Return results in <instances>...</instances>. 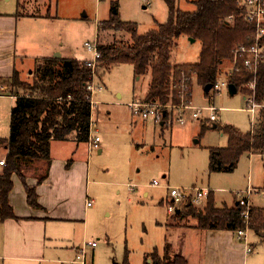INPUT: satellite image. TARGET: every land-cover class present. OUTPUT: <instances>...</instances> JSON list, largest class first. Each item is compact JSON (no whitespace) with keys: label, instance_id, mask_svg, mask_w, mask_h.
<instances>
[{"label":"rangeland","instance_id":"1","mask_svg":"<svg viewBox=\"0 0 264 264\" xmlns=\"http://www.w3.org/2000/svg\"><path fill=\"white\" fill-rule=\"evenodd\" d=\"M20 1L18 39H32L24 55L17 56L22 65L19 79L23 82H31V74L43 58L92 61L86 43L96 41L100 45L122 38L130 40L125 32L106 29L102 32V23L108 20L113 6L117 8L118 20L134 23L139 35L155 29L168 18L165 0ZM194 1L174 0V7L193 12ZM200 47L199 41L179 36L170 52L171 63H197ZM221 70L217 83L224 85L219 92L212 89L206 95L193 76L188 94L184 93L182 82L176 85L180 96H187L190 106L219 108L214 112L215 121H206L202 114L196 121L171 127L133 117L128 108L131 102L145 98L149 75L135 78L130 64L114 65L104 72L96 70L91 96L96 104L91 116L95 124L90 136L99 137L100 152H88L87 144L73 142V136L66 142L51 141L54 160L60 162L64 158L63 168L67 169V159L71 157L85 163V178L78 187L82 193L77 190L74 195L81 219L52 222L49 230L57 251L62 253L63 264H81L76 260L78 249L85 253L86 264H152L150 255L155 249L159 258L164 257L162 248L168 230L195 224L190 217L176 219L175 214L168 213L166 186L206 188L213 191L217 205L228 206L232 205L234 194L237 199L236 193L256 189L259 193L253 191L249 195V204L264 207L263 192L257 190L264 189L263 157L243 154L230 173L208 171L209 149L227 146L222 128L231 126L246 134L256 124L259 112L257 107L252 118L242 88L234 95L228 93L226 73L231 70V64H224ZM0 84L9 91L10 79ZM7 107L0 103L3 119L0 138L8 136ZM78 167L81 169L79 164ZM153 181L159 186H152ZM87 201L90 207H86ZM201 207L204 202L195 208ZM90 243H95V247L91 248ZM237 243L250 244L251 252L245 256V264H264V242L252 232L247 233L246 243ZM167 259L172 260L168 255Z\"/></svg>","mask_w":264,"mask_h":264},{"label":"trees","instance_id":"2","mask_svg":"<svg viewBox=\"0 0 264 264\" xmlns=\"http://www.w3.org/2000/svg\"><path fill=\"white\" fill-rule=\"evenodd\" d=\"M165 1L168 6L166 22L140 35L134 23L118 20L117 8L113 6L108 20L102 23V32L105 29L125 32L130 40L122 38L108 44L97 43L99 57L94 71L86 61L47 57L35 66L31 82H23L17 72L13 73L9 92L15 101L10 109L9 133L7 138L0 139V144L6 148L5 165L0 174V219L14 217L8 203L13 175L24 187L27 204L39 208L35 190L26 184L27 175H32L36 184L47 178L51 141H69L73 136L76 143L87 142L91 120L87 86L93 72L96 75V70L108 71L114 65L130 64L138 79L149 75L145 100L177 104L180 101L177 84L182 82L186 88L184 93L188 94L193 76L202 88L211 85L212 90L222 66L230 63L231 70L226 73L228 84H233L237 91L242 88L247 103V97H252L259 112L256 124L246 134L231 126L222 128L227 146L209 149L208 171L230 173L243 154L264 158V55L254 71L243 66L242 58L234 59L239 45L248 46L253 42L251 27L242 21L236 0H196L193 12L178 10L174 0ZM230 13L234 14L233 25L226 20ZM182 35L200 42L195 64L175 65L170 61L174 40ZM6 82L0 79V83ZM250 83L254 85L252 89L248 88ZM70 163L68 160L66 167ZM244 211L238 202L230 208H217L209 197L204 208L198 210L187 205L175 214V218H193L196 227L205 230L237 232L247 229L264 242V208L250 206L247 219L243 217ZM167 247L163 248L162 258L158 257L156 249L151 253L152 264H186L180 255L167 259Z\"/></svg>","mask_w":264,"mask_h":264},{"label":"crops","instance_id":"3","mask_svg":"<svg viewBox=\"0 0 264 264\" xmlns=\"http://www.w3.org/2000/svg\"><path fill=\"white\" fill-rule=\"evenodd\" d=\"M20 5V0H0L1 80L11 79L14 72L21 75L22 65L18 63L17 56L19 54L24 55L29 43L32 41L31 38L27 40L18 39L17 26L19 18H17V15ZM53 53H57V51L53 50ZM14 101L15 98L11 96L9 91L5 90V86L0 84V103L3 102L8 105L9 116ZM1 116L2 112H0V123L2 124L3 119ZM83 143L87 144L88 147L87 142ZM87 150L88 152L91 151L89 147ZM97 151L99 153L100 148ZM5 156L6 148L0 144V160L4 159ZM50 158L49 172L45 180L40 184H36L35 178L28 177L26 179L27 186L33 188L37 195L39 205L37 209L27 204L26 193L18 177L14 175L11 177L12 189L8 195V203L14 217L0 219V264H63L60 259L62 253L57 251L49 230L52 222H78L81 219L75 206L74 195L77 194L78 187L85 178V163L83 160H77L76 158L73 160L71 157L67 159V161L71 160L69 168H63L64 161L62 160L64 158H61L60 162L54 160L51 143ZM78 164L81 169H78ZM1 172L2 166H0V174ZM167 187L169 186H166V190ZM257 190L261 191L262 189L258 188ZM79 191L81 195L82 192ZM213 195V191L209 190L207 200L211 197L214 201ZM207 200L203 201L204 206ZM160 202L162 203V201ZM236 202L237 199L234 194L231 206L226 205V203L217 205L215 201L214 205L217 208H230ZM185 207L182 209H185ZM202 208L204 207L200 209ZM194 222L195 224L189 228L176 226L168 230L169 236L164 237L163 248L165 244L168 246L167 255L169 257L180 255L186 264H245L247 254L245 253V245L250 244L241 246L237 243L240 240L237 239L236 232L200 229L196 227L195 220ZM249 232L247 230V233ZM253 236L257 238L255 234ZM80 251L81 249H78L77 254ZM162 254H164V251Z\"/></svg>","mask_w":264,"mask_h":264},{"label":"built area","instance_id":"4","mask_svg":"<svg viewBox=\"0 0 264 264\" xmlns=\"http://www.w3.org/2000/svg\"><path fill=\"white\" fill-rule=\"evenodd\" d=\"M236 6L240 10V17L244 23L251 27L252 31V39L253 42L248 45H239L234 52V59L242 58L243 66L248 70H255L257 65L261 63L264 55V0H236ZM226 20L230 25L234 24L235 18L234 14H228ZM86 49L93 55L92 61H86V65L91 68L93 71L95 69L96 59L99 57V52L97 49V42L94 41L92 44L86 43ZM94 78L95 74L93 72L91 81L87 86V90L90 92V108H91V116L92 110L96 107V104L92 101V92L95 89L94 86ZM224 84L221 86L218 85L217 81L213 89L216 92H219ZM249 88L252 89L254 85L252 83L248 84ZM187 97L180 96V101L177 104L168 102L166 104H161L157 101H147V100H136L131 102L128 105V108L133 117H140L142 120L147 121L151 120L154 123L160 124L164 127H171L173 124H177L179 126H184L187 123L198 120L201 115L206 118L208 122L215 121L214 112H217L219 108H215L212 106L209 107H192L190 106V102L186 100ZM248 104L250 106V113L253 114L255 109L258 107L255 104L252 97H247ZM94 122L92 119L90 120V129L88 136V147L90 150H98L99 149V137L94 135L90 136L91 128L94 126ZM4 159L0 160V166H4ZM153 186H158L159 184L156 181L151 183ZM168 190V198L166 200L167 209L169 214H175L177 209H182L187 205H191L192 207L199 206L200 203L206 201L209 196V189L206 188H197V187H189V188H173L167 187ZM258 194L259 192L256 190L247 189L245 193H236L237 194V202L240 207L244 208L243 217L247 219V210L250 207V202L248 200L249 195L252 192ZM262 198H264V189L261 190ZM86 206H90V202L86 203ZM246 230L237 231L235 234L237 239L240 241H245L246 243ZM91 248L95 247V243L88 244ZM251 248L249 245H245V253H250ZM85 253L81 249L80 253L76 255V260L81 264H86L85 262Z\"/></svg>","mask_w":264,"mask_h":264},{"label":"water","instance_id":"5","mask_svg":"<svg viewBox=\"0 0 264 264\" xmlns=\"http://www.w3.org/2000/svg\"><path fill=\"white\" fill-rule=\"evenodd\" d=\"M190 41H193V40L190 39ZM210 89H211V85H206L205 87H203V91H204V93L209 92ZM227 89H228V93H229L230 95H234V94L237 92V89H236V87H235L233 84H228ZM214 127H215V126H213V128H214ZM178 212H179L178 210L175 211L176 214H177Z\"/></svg>","mask_w":264,"mask_h":264}]
</instances>
